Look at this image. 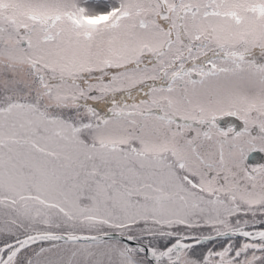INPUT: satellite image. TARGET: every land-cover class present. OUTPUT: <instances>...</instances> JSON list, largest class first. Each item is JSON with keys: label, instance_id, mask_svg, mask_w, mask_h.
<instances>
[{"label": "snow or ice", "instance_id": "1", "mask_svg": "<svg viewBox=\"0 0 264 264\" xmlns=\"http://www.w3.org/2000/svg\"><path fill=\"white\" fill-rule=\"evenodd\" d=\"M0 264H264V0H0Z\"/></svg>", "mask_w": 264, "mask_h": 264}, {"label": "flooded vegetation", "instance_id": "2", "mask_svg": "<svg viewBox=\"0 0 264 264\" xmlns=\"http://www.w3.org/2000/svg\"><path fill=\"white\" fill-rule=\"evenodd\" d=\"M258 159H259V157H258Z\"/></svg>", "mask_w": 264, "mask_h": 264}]
</instances>
